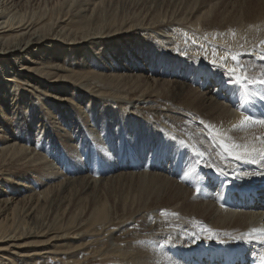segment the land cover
<instances>
[{
  "label": "bare ground",
  "instance_id": "1",
  "mask_svg": "<svg viewBox=\"0 0 264 264\" xmlns=\"http://www.w3.org/2000/svg\"><path fill=\"white\" fill-rule=\"evenodd\" d=\"M241 1L0 0V264L62 261L56 243L87 236L66 264L264 258V211L222 207L264 196V157L220 147H264V125L233 127L229 69L264 73V0ZM248 91L244 114L264 118Z\"/></svg>",
  "mask_w": 264,
  "mask_h": 264
},
{
  "label": "snow or ice",
  "instance_id": "2",
  "mask_svg": "<svg viewBox=\"0 0 264 264\" xmlns=\"http://www.w3.org/2000/svg\"><path fill=\"white\" fill-rule=\"evenodd\" d=\"M231 59L236 62L238 61V57L233 55L231 56ZM226 62V61H225ZM215 64V61H213ZM241 72H245L246 69L243 67L240 68ZM229 80L235 84L241 87L243 90L242 92V99L241 103L237 105L239 110L242 113V119L239 122V125H234V129L239 130H245L249 127H253L255 125H264V118H254L251 114H244L245 105L251 103L250 97L253 95L252 92L248 91L249 86H254L260 89H264V73H261V76L259 78L250 77L248 75H237V69L232 68L228 71ZM261 107H264V93L261 94ZM261 144L264 145V138H260ZM165 146H161V151H163ZM220 147L223 149V153L226 154L225 158L234 159L236 161L240 162H247L250 159H255L256 156L264 157V147L256 148V147H249L247 145H242L239 143H233L231 147H229L228 143H226L224 140L220 141ZM219 155V154H218ZM205 153L203 151L197 150L194 153V159L199 160L201 157H204ZM208 167H214L219 169V164H217L215 161H211L208 165ZM219 175H224V172L222 169L219 170ZM197 193L201 191L199 187L196 188ZM172 215H178L176 213H173ZM204 231L210 232L208 229H203ZM253 232L256 231V229L252 230ZM211 238V235L209 236Z\"/></svg>",
  "mask_w": 264,
  "mask_h": 264
},
{
  "label": "rangeland",
  "instance_id": "3",
  "mask_svg": "<svg viewBox=\"0 0 264 264\" xmlns=\"http://www.w3.org/2000/svg\"><path fill=\"white\" fill-rule=\"evenodd\" d=\"M242 1H244V2H256L257 0H242ZM126 17L128 18L130 16H126ZM202 22H203V20H202ZM70 26H73L74 28L76 27V26H74L73 23H70ZM180 32L184 33V30L183 31L181 30ZM185 35L187 37H184ZM185 35L183 36V39H185V40H188V38H189V40L191 39V35H189L190 37L187 34H185ZM90 151H92V150H90ZM157 152H158V150H154L153 151V154H152L151 158L149 159L148 165H151L154 162V156H155V154ZM118 191H119V189L116 190V189H114L112 187H109L108 191H106L107 192L106 194L108 195V197H112V195H114V194L118 195L119 194ZM139 199L140 198H137V200H139ZM44 213H45V210H44ZM126 215H129V216H127L124 219L118 220V221H114L113 220L112 223H111L112 229H117L122 223L130 222L131 219H132V215L131 214H126ZM86 227L89 228L88 226H86ZM93 227L94 226L92 225V228ZM70 228L71 227L68 224L66 225V223L62 222V219H60V225L55 227V229L53 231L60 230L62 234H65L66 231L68 229H70ZM93 229H96V227L93 228ZM68 239L69 238H65L64 240H61L60 242H57L55 247L53 248L55 251H58L60 253H65V254L60 256V258H62V261L52 262V263H49V264H66L69 259H75V260H79V261H84L86 259L85 258L86 256H85L84 253H85V249H86L87 243H89V241H90V237L87 236L86 238H83V239L78 240L76 242H74V241L70 242ZM103 243L104 242H99L98 249L106 247V245L103 244ZM102 258H104V257H97L94 260L88 259L83 264H102V263L105 262V260H103ZM109 259L110 260H116V258H109Z\"/></svg>",
  "mask_w": 264,
  "mask_h": 264
}]
</instances>
